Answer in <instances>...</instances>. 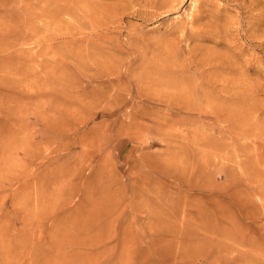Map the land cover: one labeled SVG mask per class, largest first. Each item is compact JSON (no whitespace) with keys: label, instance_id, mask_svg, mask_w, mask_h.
Returning a JSON list of instances; mask_svg holds the SVG:
<instances>
[{"label":"rangeland","instance_id":"1","mask_svg":"<svg viewBox=\"0 0 264 264\" xmlns=\"http://www.w3.org/2000/svg\"><path fill=\"white\" fill-rule=\"evenodd\" d=\"M4 1L0 264H264V0Z\"/></svg>","mask_w":264,"mask_h":264},{"label":"bare ground","instance_id":"2","mask_svg":"<svg viewBox=\"0 0 264 264\" xmlns=\"http://www.w3.org/2000/svg\"><path fill=\"white\" fill-rule=\"evenodd\" d=\"M10 1V0H9ZM9 1H8V3H9ZM15 1V0H14ZM20 1V0H19ZM42 1V0H41ZM60 1V0H59ZM67 1V0H66ZM66 1H65V3H66ZM69 1V0H68ZM3 2H5L4 0H3ZM43 2V4L42 5H40V4H35L37 7H33L32 8V6L31 5H24V4H22V5H24V6H22V5H18L19 7H17V9H19V10H21V11H27L28 13H31V12H35V11H33L34 9L36 10V11H42V10H44V11H48L49 12V14H58L59 13V15H60V12H63V10H67L68 9V7H66V6H61L60 4H58V3H56L57 1H55V0H44V1H42ZM206 2V1H205ZM1 3H2V1H1ZM6 3V2H5ZM33 6H34V4H32ZM67 5V4H66ZM73 8V7H72ZM84 8V7H83ZM33 9V10H32ZM89 9V8H88ZM71 11V10H70ZM81 11V10H80ZM47 12V13H48ZM66 12V11H65ZM72 12V11H71ZM88 12V11H87ZM64 13V12H63ZM57 16V15H56ZM87 17V16H86ZM181 25V24H180ZM74 31V30H73ZM152 55V54H151ZM168 55V54H167ZM169 57V56H168ZM176 57V56H175ZM168 59V58H167ZM169 59H171V58H169ZM153 60V59H152ZM176 61V60H175ZM164 62V61H163ZM168 63V62H167ZM168 65V64H167ZM157 67V66H156ZM145 68V67H144ZM172 69V68H171ZM180 71V70H179ZM181 79V78H180ZM30 148V147H29ZM28 148V150H31V149H29ZM27 149V148H26ZM27 151V150H26ZM25 152V151H24ZM28 153V152H27ZM30 153V152H29Z\"/></svg>","mask_w":264,"mask_h":264}]
</instances>
